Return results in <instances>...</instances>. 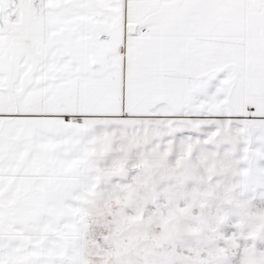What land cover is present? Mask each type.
<instances>
[{
    "label": "snow or ice",
    "instance_id": "obj_1",
    "mask_svg": "<svg viewBox=\"0 0 264 264\" xmlns=\"http://www.w3.org/2000/svg\"><path fill=\"white\" fill-rule=\"evenodd\" d=\"M0 264H264V0H0Z\"/></svg>",
    "mask_w": 264,
    "mask_h": 264
}]
</instances>
